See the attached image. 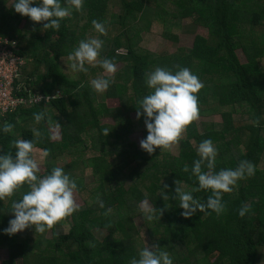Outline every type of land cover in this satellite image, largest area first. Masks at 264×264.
<instances>
[{
    "label": "trees",
    "instance_id": "obj_1",
    "mask_svg": "<svg viewBox=\"0 0 264 264\" xmlns=\"http://www.w3.org/2000/svg\"><path fill=\"white\" fill-rule=\"evenodd\" d=\"M6 1L0 0V36L16 39L17 53L28 59L20 80L32 89L23 93L59 94L0 113V124L14 125L10 133L0 131V151L14 154V140H34V148L48 150L39 175L63 167L77 181L83 202L79 211L43 233L30 226L8 235L3 229L14 216L12 202L22 198L27 185L0 200V247L7 252L0 264H17L18 259L23 264H129L143 247L154 244L169 252L173 264H257L259 249L264 259V0H119L121 11L110 0H85L83 10L73 8L59 30L43 28L46 21H32L14 10L13 0ZM185 18L191 27H205L207 35L196 33L190 46L170 53L141 45L146 30L177 42ZM93 19L105 24L106 34L94 29ZM89 38L104 41L98 60L120 64L114 77L99 63L86 65L87 73L72 70L69 53ZM238 49L246 61L239 59ZM176 65L188 67L204 84L197 94L199 117L216 114L220 120L190 124L177 153L157 147L149 154L130 137L137 130L147 135L144 117L137 118L139 101L151 91L145 74L157 66L176 70ZM99 76L113 79L103 93L117 105L96 102L90 81ZM34 113H43V119L36 122ZM101 115L113 123L101 122ZM55 129L58 139L52 138ZM104 129H109L106 135ZM208 138L218 149L216 171L249 160L255 174L223 193L222 214L197 210L186 218L174 198L176 181L186 191L198 185L191 166L199 158V143ZM62 156L72 159L62 164ZM186 164L188 172L183 171ZM98 194L104 208L96 203ZM210 194L201 190L193 196L206 202ZM143 200L163 209L160 218L157 212L146 219ZM244 204L250 208L241 217ZM108 208L112 211L105 215ZM138 215L143 216L140 227L134 222Z\"/></svg>",
    "mask_w": 264,
    "mask_h": 264
},
{
    "label": "clouds",
    "instance_id": "obj_2",
    "mask_svg": "<svg viewBox=\"0 0 264 264\" xmlns=\"http://www.w3.org/2000/svg\"><path fill=\"white\" fill-rule=\"evenodd\" d=\"M85 0H13L14 10L32 21H46L43 28L59 30L61 20L68 17L73 8L82 11ZM92 25L100 34H106L105 24L93 19ZM104 41L99 38L82 39L78 46L69 53L73 71L88 72L86 65L97 63L103 70L114 77L116 65L110 59L98 60ZM176 70L167 67H155L147 72L145 83L151 91L139 101L137 118L144 117L147 135L140 140V147L149 154L159 147L161 151L179 142L187 127L199 118L198 92L204 87L199 77L188 67L175 66ZM113 79L99 76L90 81L91 87L99 93L105 92ZM142 109V112L139 110ZM43 113H34L36 122L43 119ZM14 125L10 122L0 124V131L12 132ZM109 129H104L105 135ZM39 133L36 132V135ZM15 153L0 151V200L13 196L19 189L27 185L28 190L22 198L13 200L14 216L9 220L3 232L14 235L30 226L41 233L50 229L63 218L79 211L74 193L78 189L77 181L71 178L60 166H54L50 173L39 175L40 167L33 158L34 140L16 139L13 142ZM2 150V149H0ZM198 157L191 166V175L196 178L198 185L190 191L184 190L176 181L175 199L179 201L181 215L193 216L197 210L210 214L208 210L220 215L225 210L222 201L223 193L233 191L239 180L255 174V165L249 160H241L235 168H222L216 171L218 149L208 138L202 140L197 148ZM48 156V150L43 151ZM183 171L188 172L186 164ZM167 185H165V188ZM210 191L206 202L193 196L194 192ZM164 199L168 195L164 194ZM99 207L104 208V201L99 194L96 198ZM250 205L244 204L238 214L243 217L249 211ZM108 208L105 215L111 213ZM163 209H157L147 200L142 202L141 212L147 220H152L155 214L159 218ZM129 264H173L164 247L154 244L143 247L137 257H132Z\"/></svg>",
    "mask_w": 264,
    "mask_h": 264
},
{
    "label": "rangeland",
    "instance_id": "obj_3",
    "mask_svg": "<svg viewBox=\"0 0 264 264\" xmlns=\"http://www.w3.org/2000/svg\"><path fill=\"white\" fill-rule=\"evenodd\" d=\"M11 1L12 0H7L6 4L9 5L11 3ZM110 4L114 10H116V11L122 10V3L119 0H110ZM190 23H191V20L189 18L183 19L182 24H181V28H180L179 33H178L179 39L177 42H171L169 40L164 39L156 31L146 30L142 33L141 45L143 46V48L148 49L150 51H154L156 53H170V52L176 50V48L179 46L188 47L192 44L193 38H194L196 33L207 35V29L205 27H203L201 25L191 27ZM155 27L158 28V26H156V24H155ZM151 30H153V29H151ZM120 51H123V50H120ZM237 55L241 61H243V62L246 61L244 53L240 49L237 50ZM119 66H120V64H117L116 69ZM70 71L73 73L72 70H70ZM104 73H106V72H104ZM106 74H108V73H106ZM53 94L58 95L59 91L55 90L53 92ZM101 101H106L109 106H114V105H117V103H118V101L116 99H110V98L106 99L104 96V93L96 92V102L100 103ZM204 119L205 120H220V116L214 114V115L208 116L206 118L199 117L198 120H196V121L200 122L201 120H204ZM100 120H101V122H104V123H113V119L110 116H106V115H103V116L101 115ZM58 131H59L58 129H55L51 132L52 138L58 139V137H59ZM130 137L133 141H135L140 146V140L143 139L141 131L137 130V131L132 132ZM170 150L172 153H177L178 144L176 143V144L172 145L170 147ZM33 158L36 160L38 166L40 167V172H42L44 170V163L43 162L45 161L42 149H40L38 147L34 148L33 149ZM69 159H72V156H70V157L62 156V157H60L59 161L62 164H64V163L69 162ZM260 165L262 167H264V158L261 160ZM73 169H75V168H73ZM75 174H80V172H78V169H76ZM85 178H86V180H89L90 179L89 174L86 175ZM74 198H75L78 205L82 204L83 200L76 191L74 193ZM144 201L145 200H143L142 202H144ZM142 202L140 203V207H142ZM148 202L150 203V201H148ZM134 222H135V225L137 227H140V225L143 223V216H141V215L136 216L134 218ZM68 226H69L68 224L64 225L63 231L64 230L66 231L68 229ZM25 231H26V229L21 231V232H17V233H22ZM50 236H51V234L48 235V237H50ZM257 253H258L257 264H264L262 250L259 249ZM6 257H7L6 250L3 247H0V260L4 259ZM17 264H23V263L20 261V259H18Z\"/></svg>",
    "mask_w": 264,
    "mask_h": 264
},
{
    "label": "built area",
    "instance_id": "obj_4",
    "mask_svg": "<svg viewBox=\"0 0 264 264\" xmlns=\"http://www.w3.org/2000/svg\"><path fill=\"white\" fill-rule=\"evenodd\" d=\"M16 39L0 36V113L12 112L23 104H37L48 101L57 94L35 92L28 97L23 92H30L31 86L20 80L21 67L27 62L24 55L17 53ZM32 89V88H31Z\"/></svg>",
    "mask_w": 264,
    "mask_h": 264
}]
</instances>
